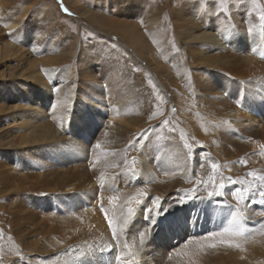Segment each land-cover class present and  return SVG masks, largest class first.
I'll return each instance as SVG.
<instances>
[{
    "label": "rangeland",
    "instance_id": "obj_1",
    "mask_svg": "<svg viewBox=\"0 0 264 264\" xmlns=\"http://www.w3.org/2000/svg\"><path fill=\"white\" fill-rule=\"evenodd\" d=\"M206 1H215V4L222 0H0V170L7 168L3 175L10 184L1 186L3 191L0 194V264H6V261L13 259L22 261V256L27 253L16 239L17 236L8 229L10 225L3 218L4 208L17 197L23 196L22 187H28L31 181L45 178L41 180V185H46L47 179H51V173L70 177L69 173L74 171V174L77 173L76 180L84 178V175L90 176L89 178L107 179V175L113 173V169L108 167L121 163L130 165V173L134 175V178L126 179V183L118 188L116 182L113 187L106 185L99 188L100 184H97L96 197L92 199L97 205L93 212L86 211L88 206L84 201H79V190L69 191L70 186L62 187V191L68 190L65 197L69 198L67 203L72 202L77 207L54 217L50 215L55 225L53 239L55 243H59L55 245L50 240L45 241L44 248H47L52 257L57 256L64 247L59 242L60 238L73 239L77 236L76 241L83 237L85 231L92 230L96 225L97 213L102 215V221L107 224L109 220L115 224L125 218L123 201H128L118 197L121 186L135 192L134 195L130 193L127 196L140 195L137 196L141 201L138 206H153L154 198H158L160 203L166 202L165 205L177 206L180 197L193 192L194 186L185 183L186 177L180 175L183 172L175 176L173 171L162 168L163 163H167L159 154L161 141L158 136L162 132L179 134L180 139L184 140L185 147L193 153L192 157H195V181L200 180L199 183L205 187V193L221 195L218 198L220 203L222 202L219 208L223 209L224 219L217 227L211 228V225L203 222L201 211L200 216L197 214L194 225L191 224L192 220L185 216L183 226L176 224L179 229L175 228L174 233L177 234L169 236L172 246L186 240L205 245L203 240H212L207 235L209 233L217 239L213 241L216 249H222L214 251L215 254L223 252L225 261L223 260L222 264H264V196L260 194L264 192V180L260 178L261 173H264V149L261 145L249 148L244 159L234 157L230 163H226L235 169L224 172L220 167L221 162L218 161L215 146L211 145V142L206 143L220 122L219 117L227 113L229 106L227 107L226 103L237 102L236 99L239 103L245 102V86L240 84L241 80L238 79V89L233 86L234 90L226 93L225 98L228 100L204 105L193 93L194 87H191L190 82L192 78L185 75L186 70H192L191 66L198 64L200 55L196 53V48H186L187 44L189 48V42L184 39V35L180 33L181 28L177 27L174 20L186 15L185 12L189 11L190 5L194 3L204 7L202 9L205 11ZM251 1L260 3L264 10V0ZM234 2L237 0L229 1L231 4ZM220 8L219 10H224ZM11 23L12 26L9 25ZM127 36L132 37L131 43L129 39L124 38ZM134 50L137 55L133 56L132 60L131 54ZM83 59L89 64L81 63ZM236 60L244 66L248 65L242 59ZM199 63L203 74L208 76L213 73L207 63ZM250 67L251 75L248 73L246 79L253 83V90L261 91L264 89V67L255 69L252 64ZM239 68L245 70L243 66ZM11 84L13 88L9 90L8 86ZM38 85L44 91L48 90V97L40 103L37 100L27 102L21 95L23 91H19L30 86L38 89ZM69 95H72L69 100L72 114L68 116V125L73 126L75 119L79 120L85 125L82 132L76 131L63 142H50L46 140L49 137L47 130L42 139L30 135V141L21 143L24 132H30L31 129L24 131L18 127L20 120L17 113H25V120L28 118L34 123H39L40 128L38 127L36 132L44 133L47 125H51L57 116L48 117L49 110L60 105L61 101L66 103ZM78 101L83 103L84 107V101H92L98 105L100 113H103L97 118L93 116L98 125L83 122L82 119L91 121L92 117L90 112L84 113L81 110ZM38 108L42 112L41 120L34 115ZM246 109H250L249 106H246ZM117 114L132 124L136 122L137 132L131 134L121 129L115 131L116 128H103L105 121L109 119L110 123L117 124ZM137 163L153 165V173L157 176L174 177L170 180L171 187L167 186L168 190L165 187L166 192L161 198L149 190L152 182L148 177H143L142 172L141 176L139 175L136 170ZM253 164L260 167L258 171L252 169ZM47 166L49 168H46ZM236 168H242L243 171L237 173ZM122 169L113 175L117 177L116 174H120L119 177L122 178ZM61 178H53V181ZM191 181L193 182V179L186 182ZM70 183L74 188L75 182ZM221 184L224 185L223 189L219 188ZM256 185L257 188L254 187ZM237 189L243 191L233 197L232 193ZM44 196L45 194L41 193L37 197L35 206L40 207L38 209H42V204L45 206L47 203ZM113 197L115 199H112ZM245 199H249L244 203L246 206L242 201ZM251 205L255 210L243 212V219L254 225L253 233L244 224H232L236 220L238 208L244 206L249 209ZM142 208L144 206L140 210ZM188 209V213L195 211L194 208ZM166 215L168 213L164 216ZM172 226L171 224L170 227ZM110 228L113 229L112 225ZM167 228L166 226L164 230ZM113 237L121 242L119 234ZM195 239H199L198 242ZM116 255L118 254H114L112 264H120ZM44 261L46 262L47 258ZM138 263L139 261L135 264Z\"/></svg>",
    "mask_w": 264,
    "mask_h": 264
},
{
    "label": "bare ground",
    "instance_id": "obj_2",
    "mask_svg": "<svg viewBox=\"0 0 264 264\" xmlns=\"http://www.w3.org/2000/svg\"><path fill=\"white\" fill-rule=\"evenodd\" d=\"M229 1L231 0L217 1L218 3L215 4V1H206L205 4H207V9L205 11L202 9L204 7H201L198 3H194L190 5L189 11L187 10L188 12L186 11L185 13L186 15L187 13H193L194 15L197 14L196 16L187 15L186 17L184 14L183 17H179V20H174L177 27L179 26L181 28L180 33L184 35V39L189 42V48L188 44L186 45V48L190 50L196 48L198 50L196 53L200 55V60L197 61L198 64L196 66H191L192 70H186L185 75L188 78H192V81L190 80V82L192 83L191 87H194L192 89L193 93L196 97H198V101H200L201 104L207 105L215 101L217 104L220 100H225L226 93H229L230 91L232 92L234 90L233 88L239 85V83L238 85L236 84V80L238 79L241 80L239 81L240 84L247 87H243L245 92H247L245 93V102L239 103V100L236 99L237 102H228L229 104L226 103V106H229H227L229 108L227 113L225 116L219 117L220 122L217 125L215 124L217 127L212 131V137L206 142H211V145L215 146L214 149L218 154V161L221 162H219L221 164L220 167L224 172L235 169L229 167L226 163H230L231 159L234 157L244 159L246 154L245 152L249 148L261 145V148L264 149V89H261V91L253 90V88H251L253 83L246 79V76L248 78V76L251 75L249 72L252 69L250 64L254 65L255 69L256 67H264V10H262L260 3H254L251 0H237V2H234L235 4L233 3L234 5L229 3ZM220 7L224 10H219ZM12 23L9 25L12 26ZM124 38L129 39L131 43V36ZM87 51L89 50L87 49ZM131 55L133 60V56L137 55L136 50H134ZM236 59H242V61L244 60L248 63V65L244 66V64L238 62ZM80 62L83 64H89V62H86L84 59ZM199 62H205L204 65L207 63V66H211L210 68L213 73H209L208 76L203 74V70L201 71V67L198 66L200 64ZM237 64L243 66L245 70H241L239 68L240 66L238 67ZM255 87L257 88L258 86L255 85ZM12 88L13 84L8 86L9 90ZM47 91H44V89H41L38 85V89L30 86L25 90L21 89L19 92L22 93L21 95L25 100H27V102L37 100V102L40 103L45 100V97H48ZM71 98L72 95H69L66 103L61 101L59 103L60 105L55 108L53 107L52 110H49L48 117L57 116L55 121L51 124L52 126L49 124L47 125L44 133L40 132L38 134L36 132V129H38V127L40 128V126H38L39 123H34L33 120L28 118L25 120V113H17L18 119L20 120L18 127L24 131L29 128L31 129L30 132H24L22 139H20L22 142H20L23 143L28 140L30 141V135L40 140L43 136H45V134H47V130L49 131V137H47L46 140L50 142L55 140H61L63 142L64 139L73 136L76 131L82 132L85 125L80 123L81 121H76L75 119V124L73 123V126L68 125V116H71L72 114L69 105V100H71ZM84 102L85 107L80 101H78V104L81 106V110L84 113L90 112L92 119L91 121L82 119L83 122H93V124L98 125L99 123L97 122V119L93 116L97 118L99 114L102 115L103 113H100L96 103H93L92 101ZM246 106H249L250 109H246ZM41 114L42 112L40 111V108H38L34 115L37 119L41 120ZM116 117L118 118L117 124L110 123L111 121L109 120L111 119H107L108 121H105L104 125L102 124L103 128H109L111 130L116 128L115 131L121 129L122 131H127L131 134L137 132L138 124L136 122L132 124L129 121H125L121 119L122 116L119 114H117ZM42 127L43 125H41V129ZM161 135L158 136L161 141V151L159 154L160 158L167 162L163 163L162 168L173 171L172 174L175 176H178L181 172H183L180 175L185 176L186 181L193 179V182L185 181L188 185L194 186L193 192L185 196H181L177 206H173L172 204L165 205L166 202H164V204L158 202L161 206V214L157 217L156 210L153 206H150L149 203L148 205L150 207H147V204L145 203V205L138 206L136 200H140V198L137 197L140 195L127 196L130 193L134 195L135 192L121 186L122 188L119 191L118 197L128 201L126 202L122 200L125 204V218L123 217L124 219L121 221L119 220V222L115 224L112 222L111 225L113 229H111L109 224L102 221V215L97 213V220L95 221L96 225H94L92 230L85 231L83 233V237H80V239L76 241L75 239H78L77 236L73 239L67 237L60 238L59 242L64 245V247L60 250L57 256L52 257L47 251V248H44L45 241L50 240L55 245H58L59 243H55V240L53 239L52 233L55 225L52 223L50 215L54 217L56 214L69 212L72 208L77 207L72 202L67 203L69 198L67 197V199L65 197L68 190L62 191L61 188L70 186L71 189H69V191H74L75 189L79 190V193L81 194L79 201H84L88 206L87 209H85L86 206L84 209L88 212H93L94 207L97 205L92 201V199L96 197L95 195L97 189L95 187H97V184H100L99 188H103L106 185L113 187L116 182L118 188L120 185H124L126 183V179L131 180L134 175L130 173V165H122L121 163H114L112 164L113 166H109L108 168L113 169V173H116L123 168L120 171L123 175L122 178L119 177L120 174H116L117 177H115L112 172L107 175V179L100 177L89 178L90 176L84 175V178L81 177L82 179L80 178L79 180H76L77 173L74 174V171L73 173H69L70 177L65 175L63 177L62 175L59 176L60 174L57 175L51 173V179H47L46 185H41V180H44L45 178H39L35 182L31 181V184L28 187H22V191L24 193L23 196L17 197L13 203L4 208L3 218L5 219V222L10 225L8 229L12 232V234L17 236L16 239L19 244H21L23 250L27 251V253L22 256V261L17 262V260L13 259L6 261V264H112V260L115 259V253L118 254V256L116 255V260H120V264H135L137 261H139L140 264H222L221 262L224 260L223 252L218 254L214 253V251L217 250V247H215V243L213 241L217 239H215V236L212 234H207L212 240H208L209 238H206L207 240H203L205 245H200L198 242L199 239H195L198 244L191 243L189 240L184 242L182 241L183 243H180L179 245L177 243L176 246H172L171 244V238H169V236L177 234L174 233L175 228L179 229L176 224L183 226L185 216H188L192 220L191 224H193V222L196 223L197 214L200 216L201 211L203 212V214L201 213L203 215V222L211 225V228H214L217 227L223 219V209L219 208L222 202L220 203V199L218 198H220L221 195H218V197L213 194L209 195L208 193H205L203 191V188L205 187L199 183L200 180L195 181V176L193 174L195 171V165H193L195 157H192L193 153L191 154L188 148L185 147L186 144L183 142V139H180L179 134L162 132ZM137 167L138 168H136V170L139 172V175L141 176L143 173V177H148V180L152 182L149 186V190L155 192L159 195V198H161V196H163L166 192L165 187L170 186V180L174 177L163 178L162 176H157L153 173V165L151 166L147 163H137ZM154 167L158 168L157 165H154ZM251 167L256 171L260 168L257 164H253ZM262 167L264 170V164ZM46 168H49V166ZM241 169L242 168H236V172L240 173L243 171ZM6 170H0V194L3 191L1 186L10 185L7 183L8 181L6 176L3 175ZM261 176L262 177H259L264 180V173H261ZM58 177L62 178L53 181V178ZM70 181L75 182L73 186L74 188H72V183H70ZM53 182L54 185L52 186ZM168 187L167 190L171 186L169 188ZM254 187L257 188V185ZM259 188L261 189V186H259ZM242 189L244 190V187H242ZM41 190H43V192ZM40 191L45 194L44 197L47 202L45 206L42 204V209H38L40 207L35 206V203H37V197L41 194ZM242 191L240 193H242ZM100 193L101 196H103V192L100 191ZM129 199L132 201L131 203H129ZM248 200H242L243 204ZM224 201L225 200H223V202ZM65 203L67 204L65 205ZM143 206L144 208L140 210ZM129 207H135L132 208L133 213L131 215L128 213ZM188 208H194L195 211H192L193 213H188ZM148 209H153L151 216L156 218L155 223H153V219L149 218ZM165 209L167 210L165 211ZM246 210L251 212L254 211L255 208L252 207V205L249 209H247V207L240 206L237 210L236 220L233 221L232 224H244V226L248 228L251 233H253L254 225L251 224L250 221L246 220L245 222V219H243V212L245 213ZM166 213H168V215L164 216ZM104 216L105 215H103V217ZM55 221L60 223L57 219H55ZM171 224L173 225L172 227H170ZM166 226L168 228L164 230ZM246 231L248 232V230ZM141 233H143V236H141ZM115 234L120 235L122 238L120 241L122 243L114 239L113 236ZM220 249L221 248L218 247V250ZM45 258H47L46 262L44 261Z\"/></svg>",
    "mask_w": 264,
    "mask_h": 264
},
{
    "label": "snow or ice",
    "instance_id": "obj_3",
    "mask_svg": "<svg viewBox=\"0 0 264 264\" xmlns=\"http://www.w3.org/2000/svg\"><path fill=\"white\" fill-rule=\"evenodd\" d=\"M65 11H67L66 9H65ZM137 139H139V137L137 138ZM213 167H216V165H213ZM224 187V185L223 184H221V185H219V188H223ZM240 192V190L239 189H237L236 191H234L233 193H232V195H233V197H237V195H238V193ZM212 193H209V195H211ZM217 194H219L218 192H217ZM261 195L262 196H264V192H262L261 193ZM242 198V197H241ZM112 199H115L114 197L112 198ZM132 201L130 200L129 201V203H131ZM136 203L137 204H140L141 203V201L140 200H136ZM153 208L156 210V214H157V217L161 214V211H160V209H161V206H160V204L158 203V198H154V200H153ZM167 209H165V211H166ZM153 211V209H148V212H149V218L150 219H153V223H155V219L156 218H153L152 216H151V212ZM128 213H129V215H131L132 213H133V209L132 208H129L128 209ZM105 218L107 219L108 217H107V215L105 216ZM111 220H109V226L111 227ZM141 236H143V233H141ZM213 247H214V245H213Z\"/></svg>",
    "mask_w": 264,
    "mask_h": 264
}]
</instances>
